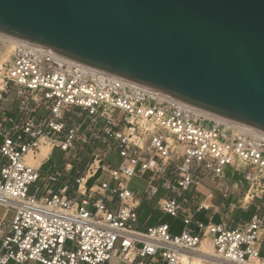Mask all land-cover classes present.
Wrapping results in <instances>:
<instances>
[{
  "label": "built area",
  "instance_id": "2783aa9c",
  "mask_svg": "<svg viewBox=\"0 0 264 264\" xmlns=\"http://www.w3.org/2000/svg\"><path fill=\"white\" fill-rule=\"evenodd\" d=\"M47 142L65 160L88 157L74 178L77 198L66 189L28 194L39 172L27 157ZM113 152L117 168L106 163ZM227 168L241 173L243 189L220 183ZM208 173L224 200L236 198L231 211L256 204L242 227L188 212L194 196L186 194ZM133 179L143 182L140 193ZM157 196L163 215L181 217L180 235L167 224L137 229L141 201ZM0 208L13 214L0 220V264H145L155 256L189 264L203 241L222 263L264 264V134L0 36Z\"/></svg>",
  "mask_w": 264,
  "mask_h": 264
},
{
  "label": "water",
  "instance_id": "95a60500",
  "mask_svg": "<svg viewBox=\"0 0 264 264\" xmlns=\"http://www.w3.org/2000/svg\"><path fill=\"white\" fill-rule=\"evenodd\" d=\"M0 36L264 134V0H0Z\"/></svg>",
  "mask_w": 264,
  "mask_h": 264
},
{
  "label": "crops",
  "instance_id": "0c3cea01",
  "mask_svg": "<svg viewBox=\"0 0 264 264\" xmlns=\"http://www.w3.org/2000/svg\"><path fill=\"white\" fill-rule=\"evenodd\" d=\"M58 149L55 148H51L48 155L41 159V161L36 164L38 166V172H39V179L38 181L31 185V186H35V190L33 194H29L32 196H35L37 198H41L43 196L46 195V191L48 189H52V190H61V189H66V196H68L69 198H77L74 192V178L83 172V169L88 161V157L84 156L81 160V162L77 163L75 161L72 160H65L63 157V153L58 150L61 153L60 156V161L57 163H52L51 164V170L50 172L47 173H43V167L48 164L51 161V156L54 153V151H56ZM38 154V153H37ZM36 158V156L34 157V159ZM35 165V166H36ZM64 165L67 166L66 169H69L68 171H63V167ZM236 175L237 179H241L242 175L239 172H232L229 176V181L233 180L235 178ZM225 173H224V180L220 181L221 184H223L225 186ZM227 176V178H228ZM211 180L209 178H207L205 176V178H203L205 181H207V183L203 182V188L205 186L210 187L211 190V194L208 193H204L203 188H199L198 190H191V192L187 193L189 195H187V197H193V204H191L189 206L188 212L193 216L194 221H199L201 223H212V224H223L226 226V228L229 229H234L237 227H242L245 223H240V220L237 219V216L240 212L243 211H237L236 214H233L234 211H231L227 206L228 203H226L227 201L224 200V203H220V202H215L213 200V192H217L219 191V185H218V181L216 179V177H214L211 174ZM54 179V180H51ZM105 177H101L100 180H105ZM243 180V179H242ZM241 180V181H242ZM39 183L41 185H39ZM211 183H214L213 187H211ZM28 187L29 188L31 187ZM218 187V188H217ZM202 189V191L200 190ZM205 197L203 200L200 199L202 197ZM158 199V196L156 198H154L151 201H141L140 206L137 210V214H138V221H137V229L139 230H145L147 227H152L155 226L157 224H162L160 223V219H158L157 223H155L154 225H150L149 224V220L151 218V216H157L158 214L163 215L157 208L156 206V201ZM208 200V201H207ZM143 205L146 206L145 209H147L148 214L146 215L145 218L142 217L143 215ZM199 206H202L203 208L201 210H199ZM111 208L113 210H116V207L111 205ZM3 209V208H0ZM4 210V209H3ZM5 210L2 214V216H0V220L2 219V217L6 220V221H10L11 219H8V215L11 213H6L5 215ZM164 216H168V215H164ZM170 217V216H169ZM214 217H219L220 222L219 223H213V218ZM179 219L181 220V217H179ZM182 221V220H181ZM168 225V224H167ZM169 226V225H168ZM193 228V230L195 232H197L196 228L194 226H191ZM169 230H170V226H169ZM171 233V232H170ZM0 245H1V240H0ZM263 251H261V255H264V252L262 254ZM145 264H164V262L158 257H146L143 259ZM116 264H119L116 262Z\"/></svg>",
  "mask_w": 264,
  "mask_h": 264
},
{
  "label": "rangeland",
  "instance_id": "374dc122",
  "mask_svg": "<svg viewBox=\"0 0 264 264\" xmlns=\"http://www.w3.org/2000/svg\"><path fill=\"white\" fill-rule=\"evenodd\" d=\"M78 114V109H75L72 111L71 113V117L73 119H76L77 118L75 117L76 115ZM60 156H61V153L56 150L54 151V153L52 154L51 156V161L46 164L44 167H43V173H47V172H50L51 170V164L52 163H57L60 161ZM120 161L121 159L119 158V156L116 154V153H111L108 158L106 159V163L109 164L112 168H117L120 164ZM32 166V165H30ZM233 172L232 169L230 168H227L225 170V186L224 188H227L229 191H233V190H236V189H243L245 187V184H244V181L241 179H237V176L239 175H236L235 178L233 180H228L229 179V176L231 173ZM228 176V178H227ZM206 177L209 178L211 180V173H208L206 174ZM240 178V176H239ZM242 180V181H241ZM203 182L204 183H207V181H205L203 179ZM39 185H41L39 183ZM214 183H211V187H213ZM203 186V185H202ZM144 188V185H143V182L140 181V180H136V179H133L132 182L130 183V189H134L137 191V193H140ZM203 188V187H201ZM218 188V187H217ZM34 190H35V186H31L28 190V194H33L34 193ZM202 191V189H200ZM204 190V193H208V194H211V190H210V187H207L205 186L203 188ZM191 192V190H190ZM189 192V193H190ZM222 194H223V191L220 192V191H217V192H213V200L215 202H220V203H224V199L222 198ZM186 195H189V194H186ZM205 197L203 196L202 198L200 199H204ZM229 202H232V203H235L236 202V198L234 196L232 197H228L227 199V202L226 203H229ZM146 206L143 205V215L142 217L145 218L146 215L148 214V211L147 209H145ZM255 208H256V204H253L251 205L247 211H243V212H240L237 216V219L240 220V223H245L247 221H249V219L251 218V216L254 214L255 212ZM4 210L3 209H0V216H2ZM237 213V210H234V213L233 214H236ZM13 216V214H9L8 215V219H11ZM158 219H160V223L162 224H168L170 226V232L173 234V235H180L181 232L184 230V227H183V224H182V221L179 219V218H171L169 216H164V215H160L158 214L157 216H151L150 220H149V224L150 225H154L155 223H157ZM220 222V219L219 217H214L213 218V223H219ZM66 247L67 249H71L72 248V245L68 242L66 244ZM263 250H264V245H263ZM263 254V252H262ZM250 264H258V263H252V262H249ZM111 264H116V262H112Z\"/></svg>",
  "mask_w": 264,
  "mask_h": 264
},
{
  "label": "bare ground",
  "instance_id": "6f19581e",
  "mask_svg": "<svg viewBox=\"0 0 264 264\" xmlns=\"http://www.w3.org/2000/svg\"><path fill=\"white\" fill-rule=\"evenodd\" d=\"M49 151H50V145L47 142L46 145L40 147L39 152L36 155L35 159L32 158L31 156L27 157V164L35 166L41 161V159L45 158L48 155ZM189 264H225V263H222L217 259H215L211 248V244L208 241H203L200 247L192 255V260L189 262ZM245 264H250V263L246 262Z\"/></svg>",
  "mask_w": 264,
  "mask_h": 264
}]
</instances>
